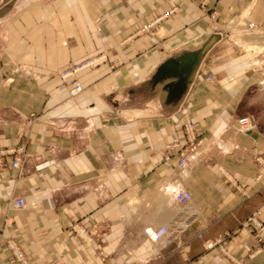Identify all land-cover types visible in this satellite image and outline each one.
<instances>
[{
    "label": "crops",
    "instance_id": "0c3cea01",
    "mask_svg": "<svg viewBox=\"0 0 264 264\" xmlns=\"http://www.w3.org/2000/svg\"><path fill=\"white\" fill-rule=\"evenodd\" d=\"M3 7L0 70L12 83L0 85V264H15L7 241L28 264H264V0ZM93 60L68 98L58 75ZM241 117L251 131H237ZM184 127L196 147L181 170ZM17 148L12 169L5 152ZM177 189L197 214L152 243L143 230L174 218Z\"/></svg>",
    "mask_w": 264,
    "mask_h": 264
},
{
    "label": "built area",
    "instance_id": "2783aa9c",
    "mask_svg": "<svg viewBox=\"0 0 264 264\" xmlns=\"http://www.w3.org/2000/svg\"><path fill=\"white\" fill-rule=\"evenodd\" d=\"M254 25L249 24L248 30H253ZM97 63V60L86 61L79 65L70 67L58 75V78L62 84H66L67 88V96L72 99L79 95L83 88L81 83L77 78V74L90 66H93ZM16 73H22L23 69L20 67L15 68ZM211 80V78L209 79ZM12 83V79L7 75L6 71L0 70V85H9ZM254 127V121L249 117H241L236 121V129L240 133H247L252 130ZM185 130V147L179 152L178 158L176 159V166L183 170L186 168L188 164V160L190 155L193 153L196 147L195 136L192 133L191 128L184 127ZM5 153L15 155L10 164L12 169H18L21 161V156L23 155V149L17 148L12 150H7ZM3 154V152H0ZM168 160L169 158H165ZM255 163L263 170L264 172V160L261 157L255 158ZM264 174H260L257 176V180L262 179ZM174 200L177 206V213L173 219L169 221L166 225H163L157 229L146 228L143 230V235L152 243H160L167 242L173 238L180 236L190 225L191 221L195 218L197 214L196 208L193 206L191 194L183 189H177L174 193ZM25 206V202L23 199H15L11 203V207L13 209H20ZM256 227L259 228L260 231L263 230L260 224L256 223ZM80 238H84L83 233H79ZM229 235L226 234L224 239ZM198 239H202V235H197ZM224 239H218L213 243L215 244H223ZM212 244H207L206 247L209 249L213 246ZM6 246L9 249L13 261L15 264H28V261L22 252V250L16 245L13 241H7ZM242 264V263H235Z\"/></svg>",
    "mask_w": 264,
    "mask_h": 264
},
{
    "label": "rangeland",
    "instance_id": "374dc122",
    "mask_svg": "<svg viewBox=\"0 0 264 264\" xmlns=\"http://www.w3.org/2000/svg\"><path fill=\"white\" fill-rule=\"evenodd\" d=\"M12 0H0V7L2 6H7V5H9V3L11 2ZM7 9V7H3L2 9H0V10H6ZM244 34H250L249 32H245ZM224 36V35H223ZM261 227H262V225H261ZM263 228V230L260 232V238L262 239V237L264 236V227H262ZM258 230H259V228H257ZM263 235V236H262ZM264 238V237H263ZM261 239H258V243H261Z\"/></svg>",
    "mask_w": 264,
    "mask_h": 264
},
{
    "label": "bare ground",
    "instance_id": "6f19581e",
    "mask_svg": "<svg viewBox=\"0 0 264 264\" xmlns=\"http://www.w3.org/2000/svg\"><path fill=\"white\" fill-rule=\"evenodd\" d=\"M4 14H6V10H0V17L2 16V15H4ZM210 42L212 43L213 42V39H211L210 40ZM209 42V43H210ZM250 46V45H249ZM247 48V50H251L249 47H246ZM261 49V48H260ZM253 51H256L257 52V49H255V50H253Z\"/></svg>",
    "mask_w": 264,
    "mask_h": 264
}]
</instances>
